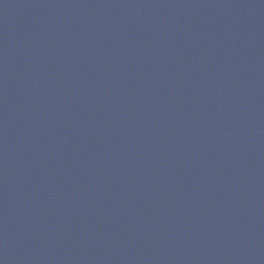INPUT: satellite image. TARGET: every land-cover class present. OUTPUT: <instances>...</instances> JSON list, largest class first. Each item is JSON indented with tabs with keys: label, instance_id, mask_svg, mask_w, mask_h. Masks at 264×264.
I'll return each mask as SVG.
<instances>
[{
	"label": "water",
	"instance_id": "obj_1",
	"mask_svg": "<svg viewBox=\"0 0 264 264\" xmlns=\"http://www.w3.org/2000/svg\"><path fill=\"white\" fill-rule=\"evenodd\" d=\"M0 264H264V0H0Z\"/></svg>",
	"mask_w": 264,
	"mask_h": 264
}]
</instances>
